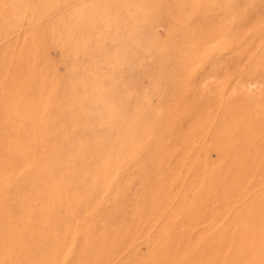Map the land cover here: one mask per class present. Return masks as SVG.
<instances>
[{
  "label": "rangeland",
  "instance_id": "374dc122",
  "mask_svg": "<svg viewBox=\"0 0 264 264\" xmlns=\"http://www.w3.org/2000/svg\"><path fill=\"white\" fill-rule=\"evenodd\" d=\"M0 264H264V0H0Z\"/></svg>",
  "mask_w": 264,
  "mask_h": 264
}]
</instances>
